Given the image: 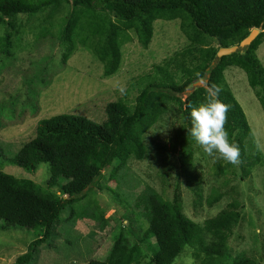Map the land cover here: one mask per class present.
I'll use <instances>...</instances> for the list:
<instances>
[{"label": "trees", "instance_id": "obj_1", "mask_svg": "<svg viewBox=\"0 0 264 264\" xmlns=\"http://www.w3.org/2000/svg\"><path fill=\"white\" fill-rule=\"evenodd\" d=\"M59 12H64L56 32L65 47L62 61L77 45L86 47L101 63L104 77L119 68L121 48L130 33L142 47L149 45L157 19H178L188 45L140 78L141 87L132 104L123 98L107 102L105 118L99 122L73 113L41 118L35 135L21 142L17 153L7 158L27 171L47 163L46 185L59 189L56 195L31 179L0 170V228L39 230L13 264L30 263L42 245L51 247L46 243L54 234L63 235V244L77 239L68 222L79 218L84 210L75 211V206L98 187L104 171L114 178L127 163L147 157V131L168 112L173 111L181 123L170 139V148L180 155L193 206L204 203L211 207L221 200L226 194L223 186L230 182L226 173L231 163L223 164L220 159L212 165V172L222 176V183L212 185L203 196L201 176L193 162L195 143L187 135L190 106L204 101L206 90L213 85L219 88L217 99L228 105L224 127L229 142L239 149L240 178L247 177L259 161L256 155L245 156L252 133L224 69L237 66L244 71L264 113V66L256 53L264 41V0H0V56H11L13 37L22 25L19 14L44 21ZM252 28L259 32L248 45L215 58L219 47L238 44ZM211 39L217 45L211 44ZM200 80L203 85H194ZM164 174L156 171L158 177ZM229 190L230 201L198 223L183 212L180 191L174 189L168 197L164 187L157 191L145 185L131 203L145 221L142 237L129 242L120 231L103 257L75 264H172L186 245H190L195 264H263L254 255L236 253L230 246L232 230L241 218V202L235 187ZM140 242L147 245L149 253Z\"/></svg>", "mask_w": 264, "mask_h": 264}, {"label": "rangeland", "instance_id": "obj_2", "mask_svg": "<svg viewBox=\"0 0 264 264\" xmlns=\"http://www.w3.org/2000/svg\"><path fill=\"white\" fill-rule=\"evenodd\" d=\"M63 16L64 12H59L42 21L36 16L28 19L25 14H19L22 25L18 35L13 37L11 56H0V170L31 179L43 190L56 195H59L58 187L46 185L47 163L27 171L7 160L17 153L21 142L35 135L37 121L57 113L79 114L102 121L107 102L123 98L132 104L141 87L140 78L155 64H162L188 45L178 19H157L153 22L149 45L142 47L130 33V39L121 48L119 68L111 76L104 77L101 63L86 47L77 45L66 61H62L65 47L57 40L56 32ZM211 44L217 45L216 40L211 39ZM256 53L264 66V41ZM224 76L252 133L245 156L259 157L247 177L240 178L238 162L231 163L226 173L230 182L223 186L226 194L221 200L211 207L204 203L194 207L192 191L188 190L181 171L180 155L170 148V139L181 123L173 111L168 112L147 131L144 138L149 149L147 157L127 163L114 178L104 171L98 187L75 206V211L80 212L82 207L84 210L83 215L68 222L70 232L77 239L63 244V235L54 234L46 243L51 247L42 245L38 255L28 264H75L88 258H101L120 231L129 242L138 241L145 221L131 203L145 185L157 191L164 187L168 197L174 189L180 191L183 212L198 223L224 207L232 195L229 188L235 187V195L241 202V218L232 230L230 246L236 253L252 254L264 264V113L241 68L228 66ZM157 146L161 148L156 149ZM193 148V162L201 176L205 196L212 185L222 183V176L212 172V165L220 158L208 156L196 144ZM158 169L166 174L158 177ZM36 232L26 227L0 228V264H13L16 256L26 251L28 243L36 238ZM140 244L149 253L147 245ZM188 249L190 245L184 247L172 264H195Z\"/></svg>", "mask_w": 264, "mask_h": 264}, {"label": "clouds", "instance_id": "obj_3", "mask_svg": "<svg viewBox=\"0 0 264 264\" xmlns=\"http://www.w3.org/2000/svg\"><path fill=\"white\" fill-rule=\"evenodd\" d=\"M218 94L219 88L213 85L206 90L204 101L190 106L187 135L208 156L237 163L239 149L235 143L229 142L224 127L228 105L217 99Z\"/></svg>", "mask_w": 264, "mask_h": 264}, {"label": "water", "instance_id": "obj_4", "mask_svg": "<svg viewBox=\"0 0 264 264\" xmlns=\"http://www.w3.org/2000/svg\"><path fill=\"white\" fill-rule=\"evenodd\" d=\"M258 32V28H252L249 31L248 35H246L238 44L231 45L228 47H219L215 53V58L218 59L222 55L230 54L238 48L248 45L252 41V39L257 35ZM194 85H203V81L200 80L198 82H195Z\"/></svg>", "mask_w": 264, "mask_h": 264}]
</instances>
